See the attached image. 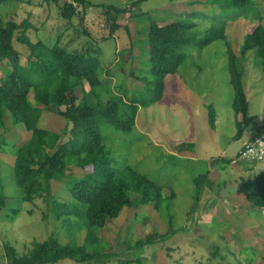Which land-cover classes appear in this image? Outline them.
Here are the masks:
<instances>
[{"label":"rangeland","instance_id":"1","mask_svg":"<svg viewBox=\"0 0 264 264\" xmlns=\"http://www.w3.org/2000/svg\"><path fill=\"white\" fill-rule=\"evenodd\" d=\"M25 1L26 6L16 3L1 6L0 11L19 22L29 20L33 29L28 36L33 43L41 41L50 48L60 43L70 53L98 55L104 85L113 94L129 103L138 102L140 106L145 100L137 93L144 89V84L131 74L151 75L148 53L151 19L161 24L190 18L195 24L193 34L199 37L215 20L228 21L227 40L207 46L201 54L188 50L190 57L178 73L166 78L162 101L140 108L131 133L125 135L103 127L105 144L114 151L119 164L135 167L158 185L168 186L174 196L165 200L171 196L170 191H166L162 195L163 202L157 201L144 209L139 217L134 208L124 210L118 219L99 231L105 251L101 259L92 264H264V209L259 208L251 196L248 186L251 179L245 174L242 180L234 178L235 171L229 168L231 163L229 166L221 163L222 178L219 174L213 175L215 181L211 184L207 181L200 191L191 159L164 160L154 147L159 141L164 144L163 150L175 147L196 152L201 157L219 159L224 150L227 157L234 156L248 135L257 133L259 125L264 123V57L253 51L244 63L243 86L249 101V112L244 120L233 107L235 94L227 52L230 46L239 54L245 36L253 31L257 22L250 18L233 20L231 9L219 8L222 14L217 17L211 7L191 4L197 0H87L93 5L128 10L120 19L122 28L111 35L106 17L92 8L78 5V15L64 21L56 4L44 0ZM255 1L264 17V0ZM261 23L264 26V19ZM16 47L22 54V63L26 64L29 51L25 46ZM209 106L213 107L217 118L216 131L209 122ZM241 122L243 136L238 138L237 124ZM53 127L59 131L62 125L57 122ZM16 130L22 139L30 137L24 127L17 126ZM14 160V156L0 152V178L7 198L5 207L0 206V264H6L4 242L12 244L22 254L28 252L34 240L44 241L51 234L63 244L72 238L82 244L83 232L76 226L68 228L62 219L47 210L41 199L34 203L23 201L15 182ZM86 171L77 170L76 174L82 177ZM63 185L58 196L61 202L85 209L72 198L69 182L63 180ZM224 199L229 209L224 206ZM219 206L222 207L218 209ZM216 210L219 213L223 210L225 215H217ZM240 210L243 216H238ZM227 212L233 216H226ZM141 240H147V245L137 247L136 243ZM128 244L132 247L128 248ZM206 256L210 257L208 261ZM57 264L76 263L67 259Z\"/></svg>","mask_w":264,"mask_h":264},{"label":"trees","instance_id":"2","mask_svg":"<svg viewBox=\"0 0 264 264\" xmlns=\"http://www.w3.org/2000/svg\"><path fill=\"white\" fill-rule=\"evenodd\" d=\"M1 1L0 5L5 3V0ZM44 1L56 4L64 21H71L78 15V5L94 9L106 17L111 35L122 28L120 19L128 13L123 8L93 5L87 0H72L71 3ZM193 3L211 7L217 17L222 14L220 9H231L233 20L250 18L257 22L253 31L245 36L239 54L230 46L227 50L235 94L233 107L236 114L246 120L249 102L243 86L244 63L253 51L264 57V26L261 23L264 17L255 0H197ZM150 21L148 53L151 75L131 74L144 84V89L137 93L145 100L143 106L162 101L166 78L178 73L190 57L188 50L201 54L207 46L227 40V20H215L201 37L193 34L195 24L190 18L172 19L161 24L158 20ZM31 29L33 25L29 20L19 22L0 12V69L4 72L0 75V152L15 157V182L23 201L34 203L41 199L47 210L62 219L68 228L76 226L78 231L81 230L84 240L78 244L72 238L63 244L51 234L44 241L34 240L26 254L4 242L6 264H57L67 259L76 264H92L99 261L105 251L98 236L100 230L118 219L124 210L134 208L139 217L144 209L154 206L157 201L163 202V193L170 191L167 200H171L174 193L135 167L119 164L114 151L105 144L103 127L125 135L131 133L143 106L135 101L127 102L104 85L100 79L98 55L70 53L60 43L51 48L41 41L33 43L28 36ZM17 45L25 46L29 51L26 64L22 63ZM215 121V112L209 106L210 125L214 127ZM57 122L62 125L59 131L53 129ZM17 126L24 127L30 137H19ZM237 127L239 138L243 132L242 122ZM263 132L264 126L252 137ZM187 146L193 147L192 144ZM220 160L231 163L227 159ZM88 167H91L90 172ZM77 170L87 171L79 177ZM63 180L69 182L72 198L85 209L61 202L58 196L59 189L64 186ZM207 181L205 176L196 180L200 191ZM248 186L257 206L264 209V171L256 173ZM6 201L0 178V206L5 207ZM44 217L47 218L46 213ZM147 243V240H141L136 246L143 247ZM131 247L128 244V248ZM206 257L208 261L210 257Z\"/></svg>","mask_w":264,"mask_h":264},{"label":"crops","instance_id":"3","mask_svg":"<svg viewBox=\"0 0 264 264\" xmlns=\"http://www.w3.org/2000/svg\"><path fill=\"white\" fill-rule=\"evenodd\" d=\"M0 2H2L1 0H0ZM20 4V5H22V6H26V5H28V3L25 1V0H5V3H3V4H1L0 5V7L1 6H10V5H12V4ZM50 4V3H49ZM55 5V4H54ZM56 6V5H55ZM56 8L57 9H59L57 6H56ZM1 12V11H0ZM2 13V12H1ZM3 15H5V16H7L6 14H5V12L3 11V13H2ZM10 16V15H9ZM87 88L88 87H86V90H87ZM89 90V89H88ZM247 99H248V97H247ZM249 102V101H248ZM216 120H217V118H216ZM215 123H216V121H215ZM264 126V123L263 124H260L259 125V127H258V130L260 129V128H262ZM216 129H217V127H216V124L214 125V130L216 131ZM257 130V131H258ZM118 132H121V131H118ZM121 133H123V132H121ZM124 134V133H123ZM253 134H255V133H252L251 135H248V137H247V140L249 139V138H251L252 137V135ZM242 136H243V134H242ZM242 136L240 137V138H242ZM237 137V136H236ZM246 140V141H247ZM151 144V143H150ZM146 146V145H145ZM162 146H164V144H161L159 141H157V143H155L154 144V147L155 148H157V149H159V151L162 153V156H164V160H167V159H170V160H175V162H176V160H180V161H183V160H190L191 161V163H192V166H193V168L195 167V182H196V180H198L199 178H201V177H207V179H208V182H210V184L212 183V182H214L215 180L214 179H216V178H213L212 176L213 175H217L218 176V174H219V176H220V178H222V174H220V172H222L223 171V167L221 166V165H223V164H221V163H224V162H222V160H220V159H227V160H229V161H231L232 159H234L238 154H239V152L241 151V149L234 155V156H232V157H227L228 156V154H227V151H223L222 153H221V156L219 157V159H214V158H209V157H201V156H198L197 155V153L195 152V154L194 153H192V151H189V150H187V151H181V148L180 149H178L177 150V148H175V147H171V149H168V148H166L165 147V150H163V148H162ZM161 147V148H160ZM195 148H196V146H195ZM143 154V153H142ZM185 156V157H183V158H181V156ZM144 156V155H143ZM145 157V156H144ZM163 160V161H164ZM218 160V161H217ZM14 162H15V160H14ZM225 164H227L226 166H229L228 165V163H225ZM13 166H14V164H13ZM218 166H221V167H218ZM220 168L222 169L221 171H220ZM229 168L230 169H232L233 171H235V173H234V178H236V179H239V180H242V178H243V175L245 174V176H247L249 179H253V177H254V175L256 174V173H260V172H262V171H264V168H263V170L262 171H256V170H253V169H249V168H242V170H237V168H233V167H231V166H229ZM153 173H154V171H152ZM218 179V178H217ZM160 186V185H159ZM206 186V185H205ZM162 187H165V188H169L168 186H162ZM252 196V195H251ZM254 197V196H253ZM255 198V197H254ZM164 199V198H163ZM167 200V199H166ZM229 200H231V199H229ZM227 200L226 199H224V203L223 204H225L224 206H226L228 209H229V207H228V205H227V202H226ZM222 206H219V208L218 209H220ZM223 208H225V207H223ZM132 209V208H131ZM237 213H238V216H243V211H237ZM240 213H242V214H240ZM216 214L217 215H225V213L223 212V210L221 211V213H219L218 212V210H216ZM227 215H229L228 214V212H227V214H226V216ZM121 216V215H120ZM119 216V217H120ZM229 216H233V213H230V215ZM118 217V218H119ZM215 217H218V216H215ZM221 221V220H220ZM107 226V225H106Z\"/></svg>","mask_w":264,"mask_h":264},{"label":"built area","instance_id":"4","mask_svg":"<svg viewBox=\"0 0 264 264\" xmlns=\"http://www.w3.org/2000/svg\"><path fill=\"white\" fill-rule=\"evenodd\" d=\"M264 164V132L249 138L239 154L231 161L233 168H249L262 171Z\"/></svg>","mask_w":264,"mask_h":264}]
</instances>
